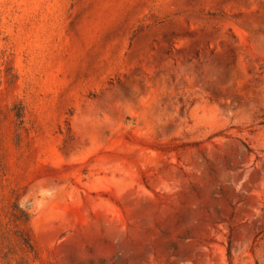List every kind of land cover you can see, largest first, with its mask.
<instances>
[{
  "label": "rangeland",
  "instance_id": "1",
  "mask_svg": "<svg viewBox=\"0 0 264 264\" xmlns=\"http://www.w3.org/2000/svg\"><path fill=\"white\" fill-rule=\"evenodd\" d=\"M0 264H264V0H0Z\"/></svg>",
  "mask_w": 264,
  "mask_h": 264
}]
</instances>
